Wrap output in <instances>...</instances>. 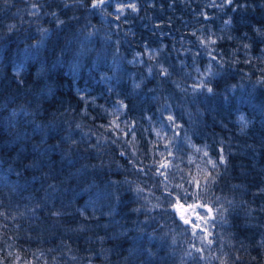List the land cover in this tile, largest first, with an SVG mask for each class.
Wrapping results in <instances>:
<instances>
[{"label":"trees","instance_id":"obj_1","mask_svg":"<svg viewBox=\"0 0 264 264\" xmlns=\"http://www.w3.org/2000/svg\"><path fill=\"white\" fill-rule=\"evenodd\" d=\"M221 3L0 0V264H264V0Z\"/></svg>","mask_w":264,"mask_h":264},{"label":"snow or ice","instance_id":"obj_2","mask_svg":"<svg viewBox=\"0 0 264 264\" xmlns=\"http://www.w3.org/2000/svg\"><path fill=\"white\" fill-rule=\"evenodd\" d=\"M92 2H93V7H99L101 4H104V3L106 2V0H92ZM233 2H234V0H222V3H221L220 6L223 7L224 5H231V4H233ZM33 7H35V5H34ZM129 7H131L132 10L135 11V8H136L135 4H131V5H129ZM117 10L120 11V12H123V7L120 6V5H118V9H117ZM225 23H230V21H226ZM11 27H14V26H10V30H11ZM201 43H204V42L202 41ZM245 47H247V46H245ZM164 72H165V74H166V70H164ZM203 86H204V85H202V84H200V85H196V88L198 89V88H201V87H203ZM207 91H208V92H212L213 89L210 88V87H208V88H207ZM241 119H243V117H241ZM168 120L172 121L173 118H172L171 116H169V117H168ZM174 126H175V125H174ZM169 155H171V153H169ZM205 155H207V153H205ZM220 160H221V162H223L224 157L221 156ZM208 163L212 164L213 167H215V165H216V162H215V161H212V160H209ZM161 167H162V168H167V167H169V164H168L167 162L162 163ZM157 174H159V175H163V172H161L160 169H157ZM197 187H199V185H197ZM168 195L171 196L172 194L169 193ZM177 203H179V201H177ZM173 207H175V205H173ZM196 207H205V205H203V204H199V205H197V204L189 205V208H190V209H193V210H194ZM208 211L210 212L211 209H209ZM180 218H181V220H183V222H184L185 224H190L191 227H192L194 230L197 229V228H199V225H198V224L193 223L190 219H186L183 215H182ZM203 219H206V217H201L199 214H197V220H203ZM194 234H195V232H194ZM205 239H207V238L205 237ZM207 242H208L209 244L212 243L211 240H208ZM197 251H200V249H197ZM189 255H190V253H189Z\"/></svg>","mask_w":264,"mask_h":264},{"label":"rangeland","instance_id":"obj_3","mask_svg":"<svg viewBox=\"0 0 264 264\" xmlns=\"http://www.w3.org/2000/svg\"><path fill=\"white\" fill-rule=\"evenodd\" d=\"M178 206H181V204H177ZM176 212V211H175ZM209 211H202V209H198V208H195L194 210L193 209H186L183 216L186 218V219H190L191 221H193L197 214L200 213L201 216H204L205 214H208ZM181 217V216H180ZM183 221V220H182Z\"/></svg>","mask_w":264,"mask_h":264},{"label":"water","instance_id":"obj_4","mask_svg":"<svg viewBox=\"0 0 264 264\" xmlns=\"http://www.w3.org/2000/svg\"><path fill=\"white\" fill-rule=\"evenodd\" d=\"M173 205H175V207H173ZM186 209H189V206L188 205L186 206V205H183L182 204L181 206H178L175 203L171 205V210L176 211V215L179 216V217L184 214V212H185Z\"/></svg>","mask_w":264,"mask_h":264}]
</instances>
